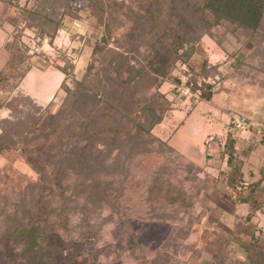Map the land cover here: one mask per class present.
I'll return each instance as SVG.
<instances>
[{"label":"rangeland","instance_id":"rangeland-1","mask_svg":"<svg viewBox=\"0 0 264 264\" xmlns=\"http://www.w3.org/2000/svg\"><path fill=\"white\" fill-rule=\"evenodd\" d=\"M20 1L24 3L25 0ZM26 2V6L32 3L31 0ZM74 2L76 5L69 7L68 14L63 12L65 15L61 16L69 32L59 31L52 44L46 38L37 39L36 26L43 22L23 29L20 11L5 2L0 3V68L6 57V46L17 40L31 65L17 88L8 92L0 90V99L5 102L0 110V122L17 118L39 122L47 114L58 111L63 93L59 87L62 74L56 67L66 69V83L72 88L74 84L70 79H81L90 64L94 67L89 80L93 81V74L100 66L98 62H104L106 66L113 54L121 53L130 66L137 68L138 65H145L144 74L133 82L128 93L120 96L114 95L110 85L101 78L107 91L104 98L114 110L130 116L148 100L163 103L162 120L153 127L151 135L173 149L170 152L157 141H142L130 149V154L127 148L124 149L108 177L113 178L111 189L121 190L117 213H111V209L103 205L95 219L98 230L95 242L89 244L81 256L88 257L93 264H213L203 246L211 239L218 238L220 253H226L227 259L230 256L227 264H233V261L237 263L235 258L239 256L232 253L236 247L229 244L226 252V248L223 249V235L208 225L215 218L213 204L219 195L203 196L212 192L213 180L224 182V177L220 179L218 175V171L224 169L219 150L228 132L234 138L242 132L231 130V120L237 116L245 118L241 114L250 105L253 92L262 89L260 82L264 80V71L257 61L260 56L251 50L253 44L248 40L241 45L234 36L217 27L210 31L222 33L225 39L220 44L212 36L202 35L187 60L184 57L185 61L173 63L167 74L161 77L148 68V61L152 54L149 50L151 44H156L164 31L145 24L146 29L137 31L133 36L134 44L137 40L140 43H136L129 52L122 49L132 42L126 38L134 21L130 15L141 14L145 0ZM93 3L102 9L93 10ZM84 4H89V9ZM40 9V14H44L45 9ZM59 15L61 13L57 11L50 16L57 20ZM101 16L102 22L98 24ZM9 19L19 23L14 26ZM111 19L115 22L108 26L107 22ZM102 35L106 41L105 49L98 52L102 47L97 48L96 42ZM238 45H241L239 51L231 55ZM203 62L206 65L202 71ZM111 63L115 64L114 61ZM110 78L114 79L113 73ZM124 78H127L125 72L122 73ZM174 78L178 79V85ZM192 79L197 85L213 84L219 92L210 102L201 101L196 91L193 93L189 90L188 95H180L178 88L182 83L186 85L187 81L188 84L193 83ZM56 92L59 95L54 97ZM245 119L250 126V121ZM71 129L77 131V128ZM156 178L165 187L161 199L157 194L150 193V186ZM36 179L35 173L15 154L0 155V229L7 224L4 216L10 202L6 197L10 193H29ZM178 192L184 194L186 202H191L189 209L185 210L177 201H174L177 205H171L165 199L167 196L176 197ZM221 196L228 198L224 192ZM190 218L194 225L189 236H184L179 229L185 228L186 220ZM239 251L242 261L247 263L245 250ZM0 264H7L1 252Z\"/></svg>","mask_w":264,"mask_h":264},{"label":"trees","instance_id":"trees-1","mask_svg":"<svg viewBox=\"0 0 264 264\" xmlns=\"http://www.w3.org/2000/svg\"><path fill=\"white\" fill-rule=\"evenodd\" d=\"M26 1L0 0V3L5 2L20 11L23 29H28L33 23L43 22L36 26L39 40L46 38L52 44L59 31L69 32L61 16L67 15L71 6L76 5L75 0H31L30 6H26ZM145 1L141 14L130 15L134 21L131 22L130 33L126 38L132 42H128L127 48L122 49L129 52L136 43H140L137 40L134 44L133 36L137 31L145 30V24L164 31L163 36L157 38L156 44H151L149 48L152 54L148 68L157 76H165L173 63L187 60L202 35L212 36L220 44L225 38L221 32L210 31L215 28H221L223 32L234 36L241 45L250 40L253 44L251 50L260 56L257 61L264 71V0ZM93 4V10L102 9L98 4ZM84 5L89 9V4ZM41 7L45 9L44 14H40ZM57 11L61 15L54 20L50 15ZM8 21L14 26L19 23L13 19ZM101 22L102 16L98 24ZM113 22L114 19H111L107 25H113ZM105 42L102 35L96 42L97 48L102 47L98 52L104 51ZM261 43L263 46H260ZM241 45L231 55H235ZM5 52L6 57L0 68L1 92L17 88L31 69L29 58L21 51L18 40L9 43ZM113 55L110 61L107 60L106 66L104 62H98L100 66L93 74V81L89 80L94 67L92 64L87 67L81 79H70L74 84L72 88L66 83V69L56 67L62 74L59 87L63 95L55 113L47 114L39 122L35 119L28 121L27 118L4 119L0 122V155L15 154L37 178L28 190L29 193H10L6 197L10 204H7L9 208H6L8 210L4 216L7 224L4 229H0V252L7 264H93L81 254L85 253L84 249L89 244L95 242L98 232L95 219L103 205H107L111 213H117L121 190L111 189L113 178H108L115 162L120 159L125 148L130 154V149L142 141L163 144L151 135L153 127L162 120L163 103L148 100L130 116L119 113L118 109L114 110L104 98L107 91L102 79L110 85L114 95L120 96L131 90L133 82L138 77L141 79L146 68L142 64L137 68L130 66L121 53ZM205 65L203 62L202 71ZM124 72L127 78L122 79ZM111 73L114 79L110 78ZM174 82L176 85L179 83L177 78H174ZM192 82L188 84L187 81L186 86L193 93L198 92L201 101L208 102L219 92L213 84L197 85L193 79ZM260 84L264 92V80ZM58 95L56 92L54 97ZM4 103L0 99V110ZM261 117L260 134L264 141V106ZM71 128H77V131ZM163 145L166 150L173 152L170 146L165 143ZM235 152V138L228 132L219 154L226 163L225 187L240 204L254 205L251 196L258 189L259 182L242 185V161L236 157ZM214 181L218 182L217 179ZM162 185L156 178L150 186V193L157 194L158 199L164 197L161 193L165 192V187ZM166 192L169 193V190ZM170 197L165 199L171 205L177 201L185 210L189 209L191 202H186L183 193L178 192L176 197ZM186 223L184 230H179L182 235L189 236L194 223L191 218ZM219 232L223 235V249L226 248L228 252L230 236L226 232ZM217 239L205 243L203 249L210 255L213 264H227L230 256L227 259L226 253H220ZM233 264L242 263L233 261ZM249 264H264V253H253Z\"/></svg>","mask_w":264,"mask_h":264},{"label":"crops","instance_id":"crops-1","mask_svg":"<svg viewBox=\"0 0 264 264\" xmlns=\"http://www.w3.org/2000/svg\"><path fill=\"white\" fill-rule=\"evenodd\" d=\"M251 98L250 105L245 107L244 113L241 114L250 121V127L235 138V154L242 161V185L248 186L259 182L258 189L251 196L254 205L240 204L235 195L225 187L226 163L220 156L224 169L218 171V175L221 176L220 179L224 177V182L214 181L211 186L212 192L203 196L208 198L209 194L219 195L213 204L215 218L208 225L230 236V247L232 244L236 247L232 253L238 255L236 261L243 264H249L253 253H264V141L261 140L260 134L261 113L264 106L263 89L253 92ZM223 192L227 193L228 198L221 196ZM239 250H245L247 263L242 261L243 257Z\"/></svg>","mask_w":264,"mask_h":264},{"label":"built area","instance_id":"built-area-1","mask_svg":"<svg viewBox=\"0 0 264 264\" xmlns=\"http://www.w3.org/2000/svg\"><path fill=\"white\" fill-rule=\"evenodd\" d=\"M180 95L186 96L189 94V88L182 83L181 86L178 88ZM230 128L234 132L238 131H246L249 129V122L245 118L235 117L230 122Z\"/></svg>","mask_w":264,"mask_h":264}]
</instances>
